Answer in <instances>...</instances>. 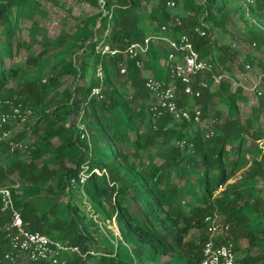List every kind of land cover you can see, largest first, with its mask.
<instances>
[{
  "label": "trees",
  "instance_id": "trees-1",
  "mask_svg": "<svg viewBox=\"0 0 264 264\" xmlns=\"http://www.w3.org/2000/svg\"><path fill=\"white\" fill-rule=\"evenodd\" d=\"M41 1L0 0V111L7 109L3 102L30 110L31 122L18 134L31 131L34 136L26 152L27 162L16 158L0 167V185L13 172L27 181L19 189L11 187L10 192L28 229L67 240L82 252L93 251L85 256L66 254L65 264H196L207 238L204 217L218 214L227 230L217 238L231 242L233 264H264V129L254 131L250 119L240 121L237 102L244 100L241 89L230 90L227 80L213 84L208 72L195 75L192 82L196 88V81L204 78L207 87L199 90L198 97H188L179 81H173L178 106L188 110L197 106L200 120L212 111L210 126L204 132L199 124L176 120L166 113L157 116L149 109L151 96L144 87L145 78L170 81L168 70L159 64L166 57L164 42L158 45L150 41L142 67L127 60L124 74L118 72L119 55L94 50L100 41L121 50L148 35L176 38L185 34L200 57L216 64L212 72H220L217 66L235 52L217 37L219 50L214 55L207 34L212 29L227 32L231 12L242 22L243 39L264 51V5L244 8L233 0H171L173 6L180 3L183 11L171 13L165 4L168 0H154L149 8V0H86L98 10L71 33L49 37L34 17L41 11ZM21 20L28 22L23 39L19 36ZM147 24L157 27L155 34L146 35ZM161 25L165 31L160 30ZM195 26L204 35L194 33ZM20 48L26 51L23 64L27 69L11 61ZM77 53L81 56L79 65L75 64ZM88 63L92 72L86 83L75 82L85 78ZM249 63V58L244 60V64ZM257 63L260 90L252 110L264 116V62ZM63 77L72 78L71 90L59 89ZM125 83L131 90L124 88ZM92 88L98 89L97 94L91 93ZM186 98L195 104L190 107ZM134 102L136 108L131 107ZM216 103L226 107L224 116L211 110ZM69 118L73 120L68 122ZM78 124L85 132L81 139ZM166 135H170L168 148L155 140ZM248 138L260 144L249 163V157L240 155ZM6 146L0 139V148L8 152ZM146 147H154L155 156L162 159L158 164L140 162L136 168L128 155L135 156ZM239 158L245 160V168L226 183ZM83 165L86 174L80 184L78 174ZM189 174L194 175L191 181ZM257 177L261 181L258 189ZM42 185L48 194L41 193ZM80 191L103 223L113 219L118 237L109 229V237L103 235L92 220L84 222L69 202L72 193ZM193 228L196 238L184 240ZM5 250L6 240L0 235V255ZM27 264L51 263L40 260Z\"/></svg>",
  "mask_w": 264,
  "mask_h": 264
},
{
  "label": "built area",
  "instance_id": "built-area-1",
  "mask_svg": "<svg viewBox=\"0 0 264 264\" xmlns=\"http://www.w3.org/2000/svg\"><path fill=\"white\" fill-rule=\"evenodd\" d=\"M244 8L250 4L264 5V0H236ZM167 7H173L171 0L166 1ZM161 31L165 27L161 25ZM193 32L199 36L204 35V31L195 26ZM153 39L164 42L167 46L166 57L163 60L164 67L168 70L170 81L155 79L148 76L144 80V87L150 93L151 99L148 100L150 111L155 115L162 113L168 114L176 120L200 124V110L193 106L191 110L178 106L174 91L173 81L177 80L181 84L182 93L188 97H198L200 89L207 87L204 78L196 81V88L192 87L195 75L211 73L210 77L213 84H217L222 75L221 72H212L216 64L210 62L209 58H202L193 48L189 37L181 34L176 38L168 37L164 34L148 35L140 41L129 43L123 49L118 50L110 47L102 41L94 46L97 53L108 56H120L117 63L118 72H126L125 63L132 60L137 68L142 67V61L148 51L149 43ZM98 89L92 88L91 93L97 94ZM29 113L28 109H20L19 106L11 108L10 116L7 113L0 112V139L6 142L9 151L18 149L21 143L12 139L9 129L4 124L9 117L23 120ZM82 128L79 127V130ZM82 133L80 134V137ZM183 142L180 141L179 145ZM93 171L97 172L96 169ZM7 184L0 185V235L6 240V250L0 255V264H27L33 261H48L51 264H65L64 255L74 254L85 256L86 253H92V250L82 252L76 245L69 244L66 241L51 239L39 230H30L27 222H23L19 210L14 205V200ZM207 238L203 242L200 257L196 264H233L234 251L229 241H220L217 236L224 234L227 230V224L223 223L218 214L206 215Z\"/></svg>",
  "mask_w": 264,
  "mask_h": 264
},
{
  "label": "rangeland",
  "instance_id": "rangeland-1",
  "mask_svg": "<svg viewBox=\"0 0 264 264\" xmlns=\"http://www.w3.org/2000/svg\"><path fill=\"white\" fill-rule=\"evenodd\" d=\"M154 0H149L147 4V8H149L150 4ZM197 2H201V0H196ZM235 4H238L236 0H233ZM40 9L41 11L35 14V19L37 22L45 28L46 34L49 37H55L57 34L59 35H67L71 33L76 26H80L85 19L94 14L98 10V6L96 4H91L86 0H55V2L51 1H44L42 0L40 2ZM171 13H183L180 3L169 8L168 9ZM232 15V16H231ZM231 16V21L227 24V32L224 34H221L219 30L217 29H212L209 34H207L209 40L211 41V44L213 45L212 51L213 54L215 55L217 51L219 50L217 45L215 43L216 38L219 37L220 41L219 43H226L228 42L230 44V48L234 50L235 54L232 57H229L226 59V61L223 64H220L217 66L220 69V72L222 75L220 80H227L230 84V90H234L236 87L241 89V92L244 96V100L242 102H237V107H238V117L241 122L244 121V119H250L251 120V128L254 131L261 132L264 129V116L262 114H259V112L252 110V108H255L257 106V91L260 90L259 87V75H260V68L258 66V61L259 62H264V51L257 49L255 46L252 44H248L244 39H243V34L241 31L242 27V22L241 20L237 17V15H233L230 12ZM252 21V20H249ZM28 22L26 20H21L20 21V29L21 31L19 32V36L21 39L25 38L26 35V29H27ZM144 31L147 34H155L157 31V27L155 25H146V28ZM213 40V41H212ZM158 43V45H163L160 40L153 39L152 42ZM217 42V41H216ZM33 49L38 50V47L36 45H33ZM231 53V52H230ZM229 53V54H230ZM26 51L23 48H20L17 53H15L11 58V61L13 63H17L21 67L27 69V66L23 64V59L25 57ZM80 54L77 53L75 55V64L79 65V59H80ZM249 58L250 63L249 64H244V60ZM9 62V61H8ZM7 60H5V64H8ZM160 66L163 67V60L159 62ZM48 67H45L44 70H47ZM92 72V68L90 64H87V69H86V75L84 79H78L75 82L77 83H83L85 84L88 77L90 76ZM32 74L34 72H31ZM146 73V72H145ZM61 86L59 87L62 88H67L68 90H71L72 88V78L71 77H63L61 78ZM12 83V82H11ZM210 85V84H209ZM214 86H212L213 88ZM127 91L131 90V87L129 85L124 87ZM55 101L56 98H55ZM185 102L188 103L190 107H192L195 104V101L189 98L185 99ZM137 102H134L131 104L132 108L137 107ZM4 105H7V109L4 112L7 113L9 116L11 114V106L9 103L3 102ZM1 105V104H0ZM211 110H218L222 116L225 115V110L226 107L221 104V103H216L215 107L212 108ZM212 111L207 112L205 116V120H201L200 128L205 132H207L210 124H209V117L211 116ZM30 115V110L28 115L23 119V120H18L12 117H9L6 123L4 124V127H8L10 130V133L12 137H18L17 141L21 143V146L18 149H14L9 151V149L6 146V149L8 152H5L0 148V167H5L8 166L9 162L13 159H21L24 160V162H27L29 157L27 156V149L29 145L31 144L32 140L34 139L33 133L31 131H26V132H21L18 134V131H20L23 128H26L29 122H31V117ZM35 115V114H34ZM73 119L69 118L68 122H71ZM66 122V124L68 123ZM82 128L79 133H82V136L79 138H83L85 136V132H83V125L78 124V128ZM128 136L131 137L130 133H128ZM158 142H162L166 148L169 147L168 143L170 142V135H166L164 137H158L155 139ZM55 141V139H53ZM259 142L258 140H255L253 142L250 138L247 140L245 139V142L242 144V149H241V156H246L249 157L248 160H246L247 163L251 162V158L253 159L256 151L258 150L259 147ZM122 148L123 145H120ZM126 152L132 151V149L125 148ZM154 147H146L145 149H139L137 151V155H128V161H131L134 163L135 167H139V163L143 162L146 163L147 160L153 161L155 164H158L162 157L159 158V156H155L154 154ZM15 151V152H14ZM231 156V155H230ZM121 162V165L124 164V162L119 159ZM246 162L244 159L239 158L237 161V166L233 169V174L230 178L226 180V183L232 182L238 175V172L242 171L243 168L246 166ZM51 165V164H50ZM97 172H99L96 169ZM86 174V166L83 165L81 167V171L79 172V182L80 184L83 183L84 178ZM188 179L191 181L194 177L193 174H189ZM258 178V177H257ZM258 178L257 180H259ZM172 180L182 183V179H177L174 176H172ZM2 184H7L9 186H12V188L19 189L21 186L26 185L27 181L24 180L23 178L18 177V175L13 172L10 176L5 177L2 182ZM261 181L259 180L258 183H256V188L258 189L260 187ZM45 185H42V190L41 193H47L43 192ZM72 189H74V186H71ZM54 189V188H53ZM221 189V188H219ZM217 191L214 192L216 194ZM48 194V193H47ZM51 194V193H50ZM184 195V194H183ZM62 200H65V197H61ZM70 204H73L74 207L77 208V210L82 214L84 222H89V220H92L93 223H95L98 228L99 232L102 233L103 235L109 237V234L106 232V229H109L113 236L118 237L119 231L115 225V222L113 221L112 218L107 219L104 221V223L99 219L97 213L92 209L90 204L87 201V198L85 195L80 191V192H73L72 197L69 198ZM196 230L190 229L188 233L184 236V240H193L196 238ZM98 235V234H97ZM96 240H99V235L96 236ZM111 240L114 242V238L111 237ZM67 242V240H65ZM245 244V241H242L240 246L243 248ZM101 245L98 244V248ZM91 248L93 250L97 249V246L94 244L91 245ZM163 259L167 260L168 258L163 257ZM145 264H153L151 261H146Z\"/></svg>",
  "mask_w": 264,
  "mask_h": 264
}]
</instances>
